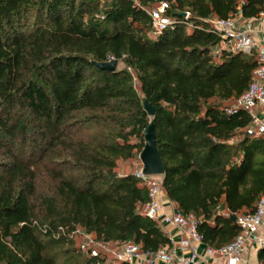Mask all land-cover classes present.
Masks as SVG:
<instances>
[{
  "label": "trees",
  "instance_id": "16d2710c",
  "mask_svg": "<svg viewBox=\"0 0 264 264\" xmlns=\"http://www.w3.org/2000/svg\"><path fill=\"white\" fill-rule=\"evenodd\" d=\"M162 1L173 25L151 36L149 12ZM238 4L0 0V264H133L76 245L79 231L102 244L170 247L141 211L147 186L117 172L140 155L151 122L167 199L196 218L214 249L240 233L238 216L264 193V135L246 131L245 109L212 100L235 101L257 61L215 57L219 38L204 21ZM263 7L243 0L240 11L252 18ZM111 58L125 67L110 73L91 63ZM256 256L264 264V245Z\"/></svg>",
  "mask_w": 264,
  "mask_h": 264
},
{
  "label": "built area",
  "instance_id": "2783aa9c",
  "mask_svg": "<svg viewBox=\"0 0 264 264\" xmlns=\"http://www.w3.org/2000/svg\"><path fill=\"white\" fill-rule=\"evenodd\" d=\"M242 4L243 0H239L237 11L226 18L211 16L204 21L219 38L213 48L215 57L229 52L253 55L256 58L257 66L253 70L252 79L246 90L235 100L233 107L245 109L250 116L246 127L249 134L264 135V7L256 17L247 18L240 11ZM169 8L168 2L162 1L150 10L153 33H160L173 25ZM187 16L188 13L185 17ZM135 175L148 188V199L141 206L142 213L152 220L176 227L183 238L178 244L171 240L170 247H162L157 251H142L139 245L124 242L119 244L118 250L114 252L116 260L137 264H202L207 262L210 256L217 254L224 264H240L249 249H258L264 245V193L254 212L238 216L237 222L241 231L230 243L219 249L205 244L204 251L200 253L198 247L204 242L197 231L196 218L191 214L183 215L178 209L166 210V195L161 181L143 175L142 168H139Z\"/></svg>",
  "mask_w": 264,
  "mask_h": 264
},
{
  "label": "water",
  "instance_id": "95a60500",
  "mask_svg": "<svg viewBox=\"0 0 264 264\" xmlns=\"http://www.w3.org/2000/svg\"><path fill=\"white\" fill-rule=\"evenodd\" d=\"M186 13H182V16H185ZM91 63L99 70L113 73L117 71L119 60L116 58H111L107 61H95L91 60ZM144 110L147 112L148 116H154L155 110L150 105L147 99L143 100ZM145 144L142 148L139 159L142 164V173L145 176L160 175L163 176L165 173V164L162 161L160 153L156 146V136L154 125L151 122L144 132ZM233 220H236V217H232Z\"/></svg>",
  "mask_w": 264,
  "mask_h": 264
},
{
  "label": "rangeland",
  "instance_id": "374dc122",
  "mask_svg": "<svg viewBox=\"0 0 264 264\" xmlns=\"http://www.w3.org/2000/svg\"><path fill=\"white\" fill-rule=\"evenodd\" d=\"M151 36H154V33H152ZM124 67H125L124 63L119 61L118 69H122ZM134 84H135L137 91H139V84L136 81V79L134 80ZM140 97L142 96L140 95ZM212 101L218 102L227 107H233L236 104V102L233 100L219 101L218 99H213ZM139 168H142V164L139 159V156H137L134 159L129 160V161H119L117 165V172L119 174L135 173ZM149 177L153 179H157L159 181H161L162 179V176L160 175H153ZM39 192H41V185L39 186ZM74 239H75L76 245H80L84 249L91 248L92 250H95V251H102L107 255V258L109 261H116L114 252L118 250L117 244L108 243V244L103 245L102 243L96 241L93 235H87L83 233L82 231H79L76 234H74Z\"/></svg>",
  "mask_w": 264,
  "mask_h": 264
},
{
  "label": "crops",
  "instance_id": "0c3cea01",
  "mask_svg": "<svg viewBox=\"0 0 264 264\" xmlns=\"http://www.w3.org/2000/svg\"><path fill=\"white\" fill-rule=\"evenodd\" d=\"M164 208L166 210H176V205L174 203H172L171 201H169L166 197V199L164 200ZM161 228L168 234V236L170 237V239L172 240V242L174 244H178L180 239L183 238V235L180 233V231L173 226L170 225H166L160 221H158ZM262 234L264 235V229L262 230ZM118 245V244H117ZM204 244H202L201 246L198 247V252L202 253L204 251ZM257 249L253 248V249H249L245 256L243 261L240 264H259L257 261ZM133 264H137L136 262H133ZM155 264H164L163 262H157ZM202 264H224L223 260H221L220 258H218V255L215 254L213 256H210L207 260V262L202 263Z\"/></svg>",
  "mask_w": 264,
  "mask_h": 264
}]
</instances>
